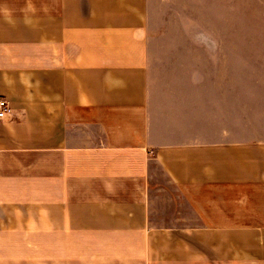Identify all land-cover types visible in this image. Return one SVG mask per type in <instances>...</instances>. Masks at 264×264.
<instances>
[{
	"label": "crops",
	"instance_id": "1",
	"mask_svg": "<svg viewBox=\"0 0 264 264\" xmlns=\"http://www.w3.org/2000/svg\"><path fill=\"white\" fill-rule=\"evenodd\" d=\"M27 2L0 0V264H264L242 87L155 68L146 0Z\"/></svg>",
	"mask_w": 264,
	"mask_h": 264
},
{
	"label": "rangeland",
	"instance_id": "2",
	"mask_svg": "<svg viewBox=\"0 0 264 264\" xmlns=\"http://www.w3.org/2000/svg\"><path fill=\"white\" fill-rule=\"evenodd\" d=\"M146 6L155 68L186 73L188 81L207 72L209 84L242 87L245 111L264 125V0H146Z\"/></svg>",
	"mask_w": 264,
	"mask_h": 264
},
{
	"label": "clouds",
	"instance_id": "3",
	"mask_svg": "<svg viewBox=\"0 0 264 264\" xmlns=\"http://www.w3.org/2000/svg\"><path fill=\"white\" fill-rule=\"evenodd\" d=\"M3 12V15L5 17V20L7 23L14 25L15 24V20L12 17V13L10 10H8L7 8H4L2 10H0ZM21 12L24 13V23L25 25H30L32 23V20L29 16V13L31 14H35L36 12V8L35 6L31 3V0H28L25 8L21 9Z\"/></svg>",
	"mask_w": 264,
	"mask_h": 264
},
{
	"label": "built area",
	"instance_id": "4",
	"mask_svg": "<svg viewBox=\"0 0 264 264\" xmlns=\"http://www.w3.org/2000/svg\"><path fill=\"white\" fill-rule=\"evenodd\" d=\"M11 105L8 99L0 97V118H4L11 112Z\"/></svg>",
	"mask_w": 264,
	"mask_h": 264
}]
</instances>
